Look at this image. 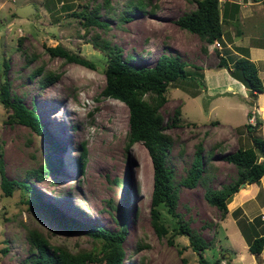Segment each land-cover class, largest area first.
Here are the masks:
<instances>
[{"label":"rangeland","instance_id":"rangeland-1","mask_svg":"<svg viewBox=\"0 0 264 264\" xmlns=\"http://www.w3.org/2000/svg\"><path fill=\"white\" fill-rule=\"evenodd\" d=\"M144 1V11L126 13L135 0H108L109 5L103 0H0V82L8 84L11 98L18 97L35 109L55 142L54 147L29 127L8 123L11 112L0 103V156L5 174L9 180L30 183L44 205L66 218L111 232L126 222L123 264H183L182 258L188 264H201L188 237L177 233L180 224L210 242V248L203 251L207 264H264V249L258 256L251 254L242 232L246 228L250 238L264 233V177L252 184L254 187L245 184L233 194L225 218L204 197L207 187L218 189L236 178L237 168L223 157L238 147H249L252 136L264 139L259 126L262 121L249 118L255 126L250 129L249 125V131L245 126L247 106L244 108L237 95L212 99L194 84L196 79L169 85L166 103L160 109L164 124L171 122L177 108L181 110L180 124L164 130L171 137L166 164L173 170L177 202L175 215L163 205L158 207L166 234L158 235L152 225L151 160L142 143L127 146L125 104L101 95L107 58L91 40L98 34L118 46L123 58L141 67L153 66L161 55L177 56L186 63L188 74L199 80L203 72L195 66H213L215 56L207 58L202 50L206 44L175 23L195 9L192 0ZM27 4L35 8L33 15L17 16L16 8ZM97 4L96 15L105 25L85 27L82 16L74 13H87ZM258 5L264 6V0ZM122 16L130 19L123 21ZM249 23L229 19L223 24L224 40L236 31H250ZM251 33L264 43L261 23ZM219 43L221 48L225 46L223 40ZM57 45L92 62L96 69L51 57L46 47ZM39 68L43 73L33 75ZM47 72L59 77L42 89L39 81ZM193 92L199 94L194 97ZM81 144L86 150L82 171L78 165ZM198 146L202 148V175L207 178L205 183L187 188L181 180ZM46 157L58 163L57 172L43 173L39 179L32 172L40 169ZM28 198L22 187H16L10 196L0 188V264H27L29 229L39 230L50 244L71 252L99 249L100 241L67 232L44 209L31 208Z\"/></svg>","mask_w":264,"mask_h":264},{"label":"trees","instance_id":"trees-1","mask_svg":"<svg viewBox=\"0 0 264 264\" xmlns=\"http://www.w3.org/2000/svg\"><path fill=\"white\" fill-rule=\"evenodd\" d=\"M195 9L179 16L175 23L180 29L196 34L201 40L207 43L222 40L223 28L222 20L232 9L229 6L238 8V5L226 2L223 8L219 0H192ZM258 1V0H256ZM104 5H109L108 0H103ZM126 13H133L139 9L144 11L146 2L144 0H135L131 3ZM99 5H95L89 12L74 13L75 16L84 20L85 27L103 26L104 23L98 20L96 15ZM233 8V7H232ZM123 21L130 19L122 16ZM91 43L94 48L98 49L107 58L104 68L105 86L101 91L103 97L112 98L125 104L128 109L129 131L127 134V146L140 142L146 148L152 164V192L150 199V214L152 225L158 235L167 233V229L160 221L158 207L163 205L167 211L175 215L174 209L177 202L176 187L173 183V170L167 166L166 158L171 147V137L164 133L166 127H175L180 124L181 110L177 108L174 111L173 118L170 123L164 124V117L160 111L161 107L166 103V92L169 85L176 82L193 81L196 86L205 89L203 75L198 77L191 76L186 70V63L180 61L177 56L161 55L151 67H141L132 64L130 61L122 57L121 49L112 45L108 40L100 39L99 35L93 36ZM47 53L51 57H60L68 63H76L83 67L95 70V65L78 56L70 53L62 46L46 47ZM218 66L229 69L224 57L219 56ZM197 69H201L195 66ZM234 69H241L244 75L251 83L250 93L264 92V85L258 75V70L254 62L246 57L236 60ZM43 73L42 68L37 69L33 75ZM59 74L47 72L42 75L39 85L45 89L55 81ZM189 80V81H188ZM200 82H199V81ZM196 92L192 96H197ZM0 103L5 109L10 110L7 122L18 123L29 127L31 130L42 135L55 147V142L48 134L46 126L40 115L35 109L28 108L18 97L11 98L7 83L0 82ZM252 101L249 105H252ZM248 116H251L248 113ZM250 124L245 126L249 129ZM261 124H259L260 126ZM255 126L250 127L254 129ZM249 129V131H250ZM249 147H238L232 153L223 157V159L233 164L237 168L236 178L224 184L221 188L213 189L207 187L204 197L207 203L215 207L222 218L228 213L227 205L233 194L238 192L240 184L245 182L247 186L253 183H259L264 177V139L252 136ZM79 170L84 167V144L80 145ZM202 148L198 146L191 167L187 170V175L181 180V184L187 188H193L198 182L205 183L207 176L204 173L201 159ZM210 153L205 158L208 160ZM58 163L45 158L40 169L34 170L32 173L39 179L43 178V173H56ZM16 187H22L30 196L26 202L31 208L44 209L51 218L64 230L69 233H82L100 241V247L96 250H83L71 252L64 246L52 245L44 237L43 233L37 229H29L26 233V240L29 244L28 250L30 255L26 258L27 264H123L124 250L122 242L127 231V224L124 222L121 228L116 232L108 231L97 224H88L66 218L61 213L51 207L44 205L39 199L35 189L28 182H19L9 180L5 174L4 163L0 156V188L5 196H10ZM246 224H248L246 222ZM251 225V224H250ZM242 227V225H241ZM252 229L254 226H250ZM246 229V228H244ZM244 233L248 242V250L253 255H260L264 249V233L255 234L252 238L248 235V231ZM177 233L188 237L189 245L194 252L198 254L201 264H207V260L203 256V251L210 248V242L202 239L197 233L190 230L186 225L180 224ZM172 241V240H171ZM182 251V250H181ZM183 264H188L185 258H182Z\"/></svg>","mask_w":264,"mask_h":264},{"label":"crops","instance_id":"crops-1","mask_svg":"<svg viewBox=\"0 0 264 264\" xmlns=\"http://www.w3.org/2000/svg\"><path fill=\"white\" fill-rule=\"evenodd\" d=\"M261 1L258 0L255 3H252L248 0L246 1V3H242L235 0H226L225 2H222V4H220L221 7L223 6V8L225 6L223 4H225L226 2H228V4L230 5L232 3L238 5V8H234V6H232V8L231 6H229V9L232 10L229 11L227 17L222 20L223 24L225 22H229V19H246L248 20V22H250V26L247 27V29H250V31L246 30L244 33L242 31H236L235 33H233V35H230L227 42L224 40L223 32L222 40L225 46L221 48L220 52L219 50H217V48H214L213 43H207L202 40L206 44V46L203 45L202 47V50L205 52V56L207 58L215 56V60L213 66H203L200 67V70L203 72V79L207 96L215 99L219 96L222 97L228 95V97L233 98L234 95H237L239 100H241L240 102H242L244 108L245 106H247V110L244 109L247 117L246 124L249 123V118L260 119L262 121L260 128L261 131H264V92L253 93L254 95H252L250 93V90L246 89L240 82L232 78L229 74V71L234 70L232 69V66H234L236 60L241 57H246L256 65L258 75L264 85V43H262L263 40L257 41V39H255L256 34L253 36L251 33V30L258 27L260 23L262 24V29L264 30V6L258 5L261 4ZM239 15L241 17H239ZM224 48H226L225 52L223 51ZM217 54L218 56H222L225 58L229 69L218 66L219 57L217 56ZM230 58L232 59L230 60ZM251 101L253 103L252 105H249ZM248 113L251 116H248ZM255 187V189L257 190V186ZM262 192L264 194V190H262ZM236 202L237 200H235L234 203Z\"/></svg>","mask_w":264,"mask_h":264},{"label":"water","instance_id":"water-1","mask_svg":"<svg viewBox=\"0 0 264 264\" xmlns=\"http://www.w3.org/2000/svg\"><path fill=\"white\" fill-rule=\"evenodd\" d=\"M35 12V8L32 7L31 4H27L24 6H18L15 10V14L19 17L26 18L28 16L33 15ZM229 74L232 78L240 82L246 89L251 90V83L249 79L244 75V72L241 69H234L229 71ZM246 183L242 182L240 184V188L244 186Z\"/></svg>","mask_w":264,"mask_h":264},{"label":"built area","instance_id":"built-area-1","mask_svg":"<svg viewBox=\"0 0 264 264\" xmlns=\"http://www.w3.org/2000/svg\"><path fill=\"white\" fill-rule=\"evenodd\" d=\"M213 46H214V48H221V45H220L219 41H217V40L213 42ZM262 219H264L263 216H262Z\"/></svg>","mask_w":264,"mask_h":264}]
</instances>
